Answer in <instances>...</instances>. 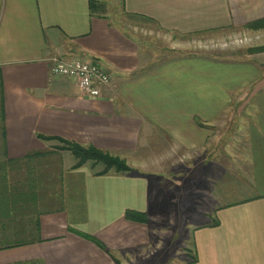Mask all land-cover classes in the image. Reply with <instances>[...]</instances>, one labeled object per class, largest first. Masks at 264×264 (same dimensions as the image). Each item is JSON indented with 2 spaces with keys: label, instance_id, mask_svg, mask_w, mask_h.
<instances>
[{
  "label": "crops",
  "instance_id": "0c3cea01",
  "mask_svg": "<svg viewBox=\"0 0 264 264\" xmlns=\"http://www.w3.org/2000/svg\"><path fill=\"white\" fill-rule=\"evenodd\" d=\"M261 19L264 0H0V183L11 162L46 154L59 143L41 135L93 146L131 167L154 152L159 137L181 152L198 147L203 153L202 137L215 128L219 101L194 96V114H188L186 84L217 93V84H234L235 73L240 80L247 75V84H264V53L233 70L201 47L187 58L191 45L185 41L230 36ZM53 57L100 63L112 81L100 96L85 95L75 79L51 73ZM256 100L242 147L250 154L245 183L257 192L220 207L217 225L195 232L196 264H264V93ZM211 147L212 153L218 146ZM44 157L55 160L37 162L51 169L48 199L61 205L47 204L32 237L22 232L15 242L13 233L1 234L0 264H105L96 246L74 230H92L113 248L133 244L135 227L122 215L138 201L136 179L96 176L90 164L73 170L77 159L70 151ZM212 160L203 169L207 175L218 169ZM107 211L118 217L111 221ZM26 238L27 244L19 243Z\"/></svg>",
  "mask_w": 264,
  "mask_h": 264
},
{
  "label": "rangeland",
  "instance_id": "374dc122",
  "mask_svg": "<svg viewBox=\"0 0 264 264\" xmlns=\"http://www.w3.org/2000/svg\"><path fill=\"white\" fill-rule=\"evenodd\" d=\"M248 25L240 33L230 36L222 34L206 42L187 38L186 46L191 45L186 52L187 58L194 56V50L197 52V48L201 47L203 52L211 50L219 65L231 64L233 70H240V64L247 62L251 55L264 53L259 51L264 47V27L249 28ZM159 42V47L164 52L167 49L164 41ZM233 76L234 80H231L234 84H217V93L215 89L204 90V86L199 90L198 85L201 84H186V97L191 102L186 105L188 114H194V96H216L219 101L217 120L212 122L215 128L207 130V137H202V141L205 140L202 147L207 148L203 153L199 152L198 147L197 150L181 152L185 149L179 148L175 142L170 146L164 145L159 137L158 143L156 138L152 141L154 152L144 154L143 159L133 163L136 167H131L121 158L129 165L128 172L116 174L111 171L107 175H98L104 167L101 165L102 168L97 171L92 161L77 168L76 163L71 168L78 170L92 165L96 176H119L137 180V184L132 186L137 189L138 201L133 202L131 208L126 209L122 215V222L135 227L136 236L131 239L132 245L128 242V245L121 248H113L112 244L102 241L92 230L73 231L96 246L104 255L105 264H196L198 256L195 232L203 226L217 225L220 207L243 200L257 192V186L245 183L248 179L250 154L243 151L242 145L245 143V128L251 118L249 115L253 116L257 112L256 98L264 93V84H247V81H251L250 78L245 79L247 75L242 80L239 78L240 74L235 73ZM229 78L226 72L223 80L226 82ZM154 111L155 116L160 117V112ZM214 143L218 147L212 149L214 152L211 153L209 147L211 144L213 147ZM60 148L62 144L57 143L46 154H31L25 161L11 163L3 169L9 190L17 198L21 191H27L28 198L32 201L22 205L23 202L18 200V203L11 206L9 219L0 220V235L13 233L12 241L15 242V235L19 236L22 232L27 237H32L36 232L35 223L39 220L40 213L47 211V204L54 202L52 209L61 205L57 199H48L50 187H53L49 181L51 169L38 166L39 162H51L52 158L47 159L44 155L50 157L51 154L62 151ZM209 159H213L212 166L215 164L218 169L207 175V170L204 172L203 169L210 166ZM41 174L43 177L36 179ZM205 174L207 178L204 177ZM107 212L110 213L108 219L111 221L118 217L114 211ZM92 238L101 242L104 247L98 246Z\"/></svg>",
  "mask_w": 264,
  "mask_h": 264
},
{
  "label": "trees",
  "instance_id": "16d2710c",
  "mask_svg": "<svg viewBox=\"0 0 264 264\" xmlns=\"http://www.w3.org/2000/svg\"><path fill=\"white\" fill-rule=\"evenodd\" d=\"M91 6L97 9L100 5L96 3H92ZM248 27L249 28L264 27V19L253 22L249 24ZM259 51H264V47L260 48ZM40 137L46 141H51V140L59 141V143L62 144V148H60V150L70 151L74 155V157L77 159L76 168L83 166L85 163L89 161H92L93 166L103 165L104 167L102 172L98 173V175H107L111 173V171H114V173L116 174L130 171L129 165H127V163L124 160L114 155H111L108 152L99 150L93 146H83L75 142L64 140L62 138L47 137V136H42V135ZM1 192L5 194V196L3 197V201L0 200V208L2 209V217H0V220L9 219L10 217L8 216L9 212L12 211L11 206H14L16 203H18V200L20 201V203L21 201L23 202L22 205L24 203L26 204L27 202L32 201L30 198H28L29 193L27 191H21L19 197L17 198L16 194H13L12 190H9L7 182H6L5 174H3V184L0 183V194ZM35 226H36V231H37L38 222L35 223ZM92 239L98 246L104 247L101 242H99L98 240L94 238ZM19 243L23 245V244H27L28 241L24 240V241H20Z\"/></svg>",
  "mask_w": 264,
  "mask_h": 264
},
{
  "label": "built area",
  "instance_id": "2783aa9c",
  "mask_svg": "<svg viewBox=\"0 0 264 264\" xmlns=\"http://www.w3.org/2000/svg\"><path fill=\"white\" fill-rule=\"evenodd\" d=\"M51 73L55 76L75 79L80 90L91 97L100 96L102 88L112 81L111 74L102 64L89 62L83 58L53 57Z\"/></svg>",
  "mask_w": 264,
  "mask_h": 264
}]
</instances>
